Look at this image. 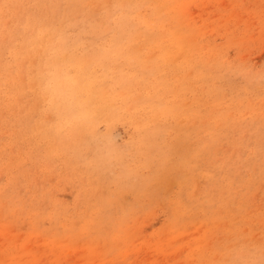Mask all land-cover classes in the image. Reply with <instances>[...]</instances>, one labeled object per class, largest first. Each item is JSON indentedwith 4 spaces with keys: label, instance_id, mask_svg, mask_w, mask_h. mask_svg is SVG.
I'll use <instances>...</instances> for the list:
<instances>
[{
    "label": "rangeland",
    "instance_id": "374dc122",
    "mask_svg": "<svg viewBox=\"0 0 264 264\" xmlns=\"http://www.w3.org/2000/svg\"><path fill=\"white\" fill-rule=\"evenodd\" d=\"M0 264H264V0H0Z\"/></svg>",
    "mask_w": 264,
    "mask_h": 264
}]
</instances>
